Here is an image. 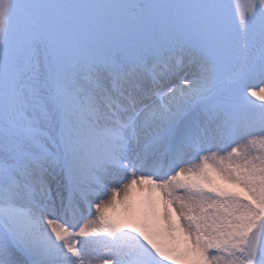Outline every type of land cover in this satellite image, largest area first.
Returning a JSON list of instances; mask_svg holds the SVG:
<instances>
[{
    "label": "snow or ice",
    "instance_id": "1",
    "mask_svg": "<svg viewBox=\"0 0 264 264\" xmlns=\"http://www.w3.org/2000/svg\"><path fill=\"white\" fill-rule=\"evenodd\" d=\"M0 264H264V0H0Z\"/></svg>",
    "mask_w": 264,
    "mask_h": 264
},
{
    "label": "rangeland",
    "instance_id": "2",
    "mask_svg": "<svg viewBox=\"0 0 264 264\" xmlns=\"http://www.w3.org/2000/svg\"><path fill=\"white\" fill-rule=\"evenodd\" d=\"M253 83H258V81H253ZM249 100L252 101L253 104L258 105L260 103L259 100H256L255 98H250Z\"/></svg>",
    "mask_w": 264,
    "mask_h": 264
},
{
    "label": "bare ground",
    "instance_id": "3",
    "mask_svg": "<svg viewBox=\"0 0 264 264\" xmlns=\"http://www.w3.org/2000/svg\"><path fill=\"white\" fill-rule=\"evenodd\" d=\"M250 98H253V97H248V99H250ZM259 104H261V101H260V103H259ZM259 104H258V105H259ZM122 195H123V193H121V197H122Z\"/></svg>",
    "mask_w": 264,
    "mask_h": 264
}]
</instances>
